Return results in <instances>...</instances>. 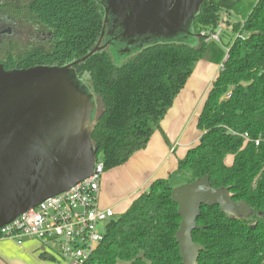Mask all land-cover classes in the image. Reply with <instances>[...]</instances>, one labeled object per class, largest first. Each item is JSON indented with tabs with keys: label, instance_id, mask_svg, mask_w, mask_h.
Listing matches in <instances>:
<instances>
[{
	"label": "trees",
	"instance_id": "1",
	"mask_svg": "<svg viewBox=\"0 0 264 264\" xmlns=\"http://www.w3.org/2000/svg\"><path fill=\"white\" fill-rule=\"evenodd\" d=\"M1 8L21 13L33 26V41L19 68L63 66L86 57L72 71L99 100L90 139L95 155H103L96 161L104 162L105 171L147 148L157 130L169 141L162 122L197 62L223 64L199 115L200 141L176 171L189 178L153 181L108 222L86 264H185L176 239L182 218L172 190L206 175L214 187H226L235 201L249 204L253 213L229 218L219 206L203 205L201 228L193 231L194 241L204 247L199 264H264V0H204L190 29L197 45L157 43L119 65L108 46L91 53L100 43L106 17L97 0H28ZM220 28L236 34L226 52L222 39L202 35ZM43 32L46 41L35 36ZM108 38L105 33L102 44Z\"/></svg>",
	"mask_w": 264,
	"mask_h": 264
},
{
	"label": "water",
	"instance_id": "2",
	"mask_svg": "<svg viewBox=\"0 0 264 264\" xmlns=\"http://www.w3.org/2000/svg\"><path fill=\"white\" fill-rule=\"evenodd\" d=\"M203 1L103 0L106 17L101 40L109 21L121 31L113 37L111 28L107 43L91 53L114 40L135 43L151 33L189 31ZM83 59L27 69L5 70L0 65V227L67 191L94 170L93 94L83 89L72 71ZM75 123L77 131L88 129V142L71 138L61 145ZM172 198L182 218L176 239L185 264H199L204 250L193 237V231L201 228L198 218L203 205L219 206L229 218L253 213L245 201H235L228 188L214 187L208 175L176 186Z\"/></svg>",
	"mask_w": 264,
	"mask_h": 264
},
{
	"label": "crops",
	"instance_id": "3",
	"mask_svg": "<svg viewBox=\"0 0 264 264\" xmlns=\"http://www.w3.org/2000/svg\"><path fill=\"white\" fill-rule=\"evenodd\" d=\"M221 70V65L201 60L177 96L173 107L162 122L167 141L161 131L153 133L147 148L136 152L125 164L105 172L101 181L99 204L112 208L116 215L125 212L132 202L153 181L173 177L180 159L197 145L203 134L197 128L200 112L208 92ZM232 160L226 159L231 165ZM130 170V178L121 169ZM0 264H65L35 238L22 244L0 238Z\"/></svg>",
	"mask_w": 264,
	"mask_h": 264
},
{
	"label": "built area",
	"instance_id": "4",
	"mask_svg": "<svg viewBox=\"0 0 264 264\" xmlns=\"http://www.w3.org/2000/svg\"><path fill=\"white\" fill-rule=\"evenodd\" d=\"M222 32L220 28L202 35L221 42ZM104 172V162L97 160L88 178L0 227V238L19 244L26 238H35L65 264H86L103 241L108 222L117 216L112 208L99 204Z\"/></svg>",
	"mask_w": 264,
	"mask_h": 264
},
{
	"label": "rangeland",
	"instance_id": "5",
	"mask_svg": "<svg viewBox=\"0 0 264 264\" xmlns=\"http://www.w3.org/2000/svg\"><path fill=\"white\" fill-rule=\"evenodd\" d=\"M10 1V0H8ZM19 1H28V0H19ZM100 4H103V0H97ZM248 1H254V0H248ZM10 10V7L8 8ZM8 10V12H10ZM5 12V9L0 8V13ZM12 12V10H11ZM1 17V16H0ZM7 28L10 29L12 32L15 31L16 24L13 21V18H0V28ZM192 30L189 31H178L177 33H168V32H156L151 33L149 37L143 39L142 41L135 42V43H127L123 40H114L112 44L108 47V51L112 55L114 61L116 64H121L124 60H126L128 57L140 52L143 48L154 45L157 43H186L190 45H197L198 44V37L194 35ZM236 37V34L231 32V30H225L222 35L221 39L223 42V49L225 52L229 49L232 42L234 41ZM3 48V46H1ZM30 47V43L28 41L25 42L23 47H20L21 49H27ZM198 63V62H197ZM197 65V64H196ZM93 105L95 106V111L93 113L94 116L97 115L96 108L99 107V100L97 95H93V98L91 99ZM92 118V119H93ZM76 123L74 124L73 130L67 135V137L64 139L63 143L61 145H67L68 141L71 140V138H75L76 140L80 141L81 144H86L88 141V129H83L82 131L76 130ZM70 148V146L68 145ZM98 156L99 159L102 158V153L95 155ZM228 160H232V156L228 157ZM122 174H124L127 178H130V170L128 168L121 169ZM106 172V171H105ZM104 172V174H105ZM173 180L177 183L181 180H184L185 178H189L188 174L186 172L183 173H174ZM1 225V222H0ZM67 262V261H65Z\"/></svg>",
	"mask_w": 264,
	"mask_h": 264
},
{
	"label": "flooded vegetation",
	"instance_id": "6",
	"mask_svg": "<svg viewBox=\"0 0 264 264\" xmlns=\"http://www.w3.org/2000/svg\"><path fill=\"white\" fill-rule=\"evenodd\" d=\"M19 0H0V8L2 5H8L13 3H18ZM19 9V5L17 7ZM13 11V9H12ZM0 16L4 19L13 18L14 23L16 24L15 31H11L7 28H0V65L4 67L5 70H11V69H21L19 68V59L21 56L25 53V51L28 49H21L20 47H23L25 42L28 41L29 43H32L33 41V26L29 21H25L22 18V14H16L10 11L8 12V9H5V12L0 13ZM0 17V18H1ZM111 28L114 29V36L117 37L118 33L121 31V27L118 25H114L113 21H109L107 23V29H106V35L109 34ZM46 33L43 32L40 35L36 34L38 40H44L46 41ZM121 36H118L119 39H122ZM104 41V37L101 40V43ZM104 42L103 44H106ZM102 44V45H103ZM3 46V48L1 47ZM110 46V43L108 44V47ZM16 61V62H15Z\"/></svg>",
	"mask_w": 264,
	"mask_h": 264
}]
</instances>
